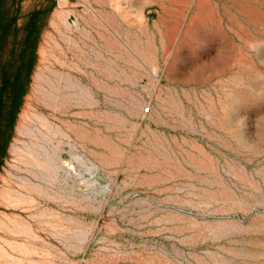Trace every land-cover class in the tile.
Returning <instances> with one entry per match:
<instances>
[{"label": "rangeland", "instance_id": "1", "mask_svg": "<svg viewBox=\"0 0 264 264\" xmlns=\"http://www.w3.org/2000/svg\"><path fill=\"white\" fill-rule=\"evenodd\" d=\"M39 8L0 264H264V0H20L19 35Z\"/></svg>", "mask_w": 264, "mask_h": 264}, {"label": "trees", "instance_id": "2", "mask_svg": "<svg viewBox=\"0 0 264 264\" xmlns=\"http://www.w3.org/2000/svg\"><path fill=\"white\" fill-rule=\"evenodd\" d=\"M20 0H0V168L37 62L42 18L52 8L28 13L23 34L17 25Z\"/></svg>", "mask_w": 264, "mask_h": 264}, {"label": "bare ground", "instance_id": "3", "mask_svg": "<svg viewBox=\"0 0 264 264\" xmlns=\"http://www.w3.org/2000/svg\"><path fill=\"white\" fill-rule=\"evenodd\" d=\"M36 119H37V121L39 123L40 128L37 129V131H31V136L33 137V140H31L29 142L30 144H27L25 146H26L27 151L30 153L31 157L34 159L33 160L34 164L35 165H42V163L47 162V160L49 158V150H48V147H47V143H48V140H49V134H55L57 132V128L52 126L45 116L38 115V116H36ZM26 124L28 125V123H26ZM56 147L57 146H53V148H51L50 150L53 153H55L56 150H57ZM29 180H31V179H29Z\"/></svg>", "mask_w": 264, "mask_h": 264}, {"label": "built area", "instance_id": "4", "mask_svg": "<svg viewBox=\"0 0 264 264\" xmlns=\"http://www.w3.org/2000/svg\"><path fill=\"white\" fill-rule=\"evenodd\" d=\"M148 110H149V107L148 106H146V107L143 108V112H147Z\"/></svg>", "mask_w": 264, "mask_h": 264}]
</instances>
